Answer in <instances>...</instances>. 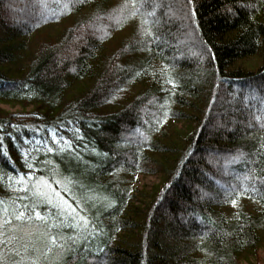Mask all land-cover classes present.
<instances>
[{
  "label": "trees",
  "instance_id": "16d2710c",
  "mask_svg": "<svg viewBox=\"0 0 264 264\" xmlns=\"http://www.w3.org/2000/svg\"><path fill=\"white\" fill-rule=\"evenodd\" d=\"M1 104L0 264L22 230L41 264H240L264 243V0H0Z\"/></svg>",
  "mask_w": 264,
  "mask_h": 264
},
{
  "label": "rangeland",
  "instance_id": "374dc122",
  "mask_svg": "<svg viewBox=\"0 0 264 264\" xmlns=\"http://www.w3.org/2000/svg\"><path fill=\"white\" fill-rule=\"evenodd\" d=\"M251 63L253 64L254 61L251 60ZM1 109H4L5 111L9 112V113H13V111L15 110H19L18 106L15 107H10L9 105H0ZM36 182L40 183V188L41 191L46 193L48 195V198H57V201L60 204H63L65 201L62 200L58 194L56 192L53 191L52 188H50V186L46 183V181H41V178H37L36 180L33 181L32 183V188L35 189L36 188ZM158 182V175H152V174H144L139 176L138 180H137V184H138V189L142 192L145 191H149L150 188L154 187ZM30 231V230H29ZM28 231V232H29ZM22 232H24V236L25 237L24 241L22 242V244H26V247H29V250L27 251H23V255L22 258L20 259H14L13 262H10V264H41L42 259V247L41 248H34L33 247V241H37V242H43L42 236L41 234L38 235L37 231H32V232H27L22 230ZM12 237H8V240L11 239ZM24 238V237H23ZM3 239L1 237L0 234V259L3 261L4 256L2 253V250H4L3 247ZM32 245H31V244ZM22 247V246H20ZM15 252V250H13ZM10 253H8V255L6 256V260H10L12 259V257H17L16 253L11 257L8 258ZM2 255V256H1ZM5 262V261H4ZM240 264H264V243L261 244L257 249H255V252L253 251L252 253H248L246 254L245 257H243L240 261Z\"/></svg>",
  "mask_w": 264,
  "mask_h": 264
},
{
  "label": "snow or ice",
  "instance_id": "6c2138e0",
  "mask_svg": "<svg viewBox=\"0 0 264 264\" xmlns=\"http://www.w3.org/2000/svg\"><path fill=\"white\" fill-rule=\"evenodd\" d=\"M53 135H55V133H53ZM0 140H2V137H0ZM41 144H43L44 142L41 141ZM51 150V149H49ZM4 155H7L6 152L3 153ZM22 155H26V154H22ZM243 156V153H240L238 156L233 157V160L236 159H240ZM26 166L31 167L30 164L27 163V161H25ZM30 175V174H29ZM21 181L23 180V175L20 176ZM41 181H43V178H41ZM22 187H26V185L21 184ZM34 195H36L37 197V203H48V204H52L53 206H55L61 215H72L74 220H79V221H83L84 222V226L87 227L88 226V219L85 216H79L77 217L76 214V207L67 204V202H64L63 204L60 203H55L52 199L48 198V195L44 192L41 191L40 188V183L36 182V188L34 189ZM232 203L235 204L236 201L233 199ZM33 214L37 217V218H41V219H47V210H45L43 213L41 212V210L39 208H34L33 210ZM24 210L22 209L19 213V216H24ZM19 218V217H18ZM53 241H55L56 237H52L51 238Z\"/></svg>",
  "mask_w": 264,
  "mask_h": 264
}]
</instances>
